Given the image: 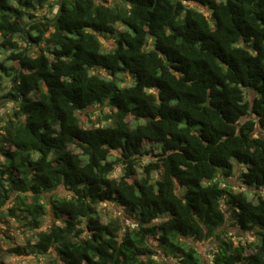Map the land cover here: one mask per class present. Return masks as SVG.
Here are the masks:
<instances>
[{"label":"trees","instance_id":"16d2710c","mask_svg":"<svg viewBox=\"0 0 264 264\" xmlns=\"http://www.w3.org/2000/svg\"><path fill=\"white\" fill-rule=\"evenodd\" d=\"M55 5L49 18L51 0H0V102L13 105L0 118V190L29 204L31 229L79 219L88 237L37 232L14 254L47 256L56 240L46 264H205L194 243L213 240L208 264H264V0ZM60 187L75 204L45 195ZM109 203L130 217L122 234L120 217H101Z\"/></svg>","mask_w":264,"mask_h":264},{"label":"clouds","instance_id":"9594fccd","mask_svg":"<svg viewBox=\"0 0 264 264\" xmlns=\"http://www.w3.org/2000/svg\"><path fill=\"white\" fill-rule=\"evenodd\" d=\"M23 119V118H22ZM109 123H111V121H109ZM101 126L102 125H98ZM236 135H239V131L237 130ZM106 147V146H105ZM134 160L137 158H133ZM139 164L141 166H143V164H146L148 161L147 160H143V161H138ZM120 169L117 168V174L119 173ZM19 195V193H13V192H8L7 196L5 195V193L0 190V217L3 218H7L8 216V210L11 208L14 211V214L16 215V217L18 219H20L23 224L25 225L24 231H25V235L24 236H19V234L16 232L15 229H11L9 230L7 227H5L4 223L0 222V261H11L13 259V256L8 254V250L12 249V248H17L20 247L21 245L25 244V240L29 241V246L31 244H36L38 243L40 240L44 239V236H39L36 237V232H44L47 235H51L52 232L57 233V235L63 236L68 240H72L73 243H79L81 240L85 239L88 237V233L85 231L83 233V236L81 237H76V231L82 229L84 227V225L82 223L79 222V219L77 220V222L74 225V228L72 230H65L63 233H61L59 231V228H64V225L62 223H60L59 220H53V222L49 225V229H36L35 231H30L28 230V226L31 225L32 221L37 219L36 216H29L28 213L26 211H22V209H25L27 207H29V204L25 201V200H21V199H17V196ZM45 195L49 198V199H59V200H71L73 204L76 203V198L73 196H58L55 193V190L53 189V191H49L46 192ZM7 197H11L10 200H7ZM40 203H43V201H39ZM88 203H90V201L84 199L80 201V205H78V207H83L86 206ZM26 217V219H25ZM121 234L123 232V217L121 216ZM106 222V221H105ZM44 224L48 225V219L47 216H45ZM59 225V228H57L56 226ZM231 233H228V236H231ZM6 236H11L13 237V240L9 241L7 239H5ZM17 237H19L18 239H16ZM228 237H225V239H227ZM61 242H57L56 240H53L51 243V246L48 247L47 252L48 255L47 256H42L40 255L36 250H32L31 251V255L28 257V259L26 260H21L19 262V264H29V261L32 259H37L41 261V264H44V261L46 260H55V253H54V248L58 247ZM27 250V249H26ZM205 251H211L213 253V255L216 254V250L214 247H210L209 249L205 250ZM161 257L163 258V254L161 253ZM17 260H19V257L16 258Z\"/></svg>","mask_w":264,"mask_h":264},{"label":"rangeland","instance_id":"374dc122","mask_svg":"<svg viewBox=\"0 0 264 264\" xmlns=\"http://www.w3.org/2000/svg\"><path fill=\"white\" fill-rule=\"evenodd\" d=\"M56 1L57 0H51V3L54 5V7L52 9V13L51 12H47L49 18H52L56 14V12L58 10V6L55 5ZM46 10L48 11L50 9L46 8L44 11H42V13L43 14L46 13ZM124 29H126L125 26H123V27L119 26L118 31H121V30H124ZM104 38L107 41L106 43L104 41L106 46H108V47H113L114 46L115 47L116 46V41H117V38H118V34H115L113 36L104 37ZM125 80L126 81H125L124 84L120 83L122 87L130 86V85L135 83V81H133L131 77H127V79H125ZM250 95H251V99L254 98V96H255L253 93H251ZM12 107H13V105L11 103L3 104V102H0V118H1V115H6L7 112H9V108H12ZM146 159L152 160L153 156L147 157ZM118 168L121 171V167L119 166ZM244 170H245V168H244ZM120 171H119L118 174L116 172L114 177L120 176ZM229 181H230L231 185H233L235 190H241L244 193H246L247 195L251 194V190H249L242 183H240L237 176H234V177L230 178ZM55 193L57 195H60V196H69L70 195V192L67 191L64 187H60L58 190L55 191ZM261 193H262V195L264 197V190H262ZM98 209H99V212L101 214V217L106 222L110 221L112 218H117V217L121 218V216H122L123 220H125L127 222V224L130 223V217L126 214V212L122 208H120V207H118V206H116V205H114L112 203L102 204L101 206H99ZM47 219H48L49 224L46 225V224L43 223L41 228L48 229L49 225L54 220L50 216H47ZM0 222L4 223L5 227H7L9 230L15 229L16 232L19 234V236H24L25 235V231H24L25 225L23 224L22 221H18L17 219L12 218V217H10L8 215L7 218L0 217ZM41 228H39V229H41ZM28 230L35 231L36 229L33 230V229H31V227L28 226ZM229 231L231 232V234H232L231 236L234 237V240L237 243L238 242H242L243 244H246V243H249V242L251 243L254 240L253 236L239 237L238 236V232L235 231L234 229H230L229 228ZM18 238L19 237H17L16 239H18ZM5 239L11 241V240H13V237L6 236ZM28 242H29L28 240H25V244L21 245L20 247L29 246ZM194 244H195L197 250L201 253L202 258L205 261V264H208V262L211 260V253L212 252L211 251H205V250L209 249L210 247H214L215 248L216 242L212 240V241H207V242H197V243H194ZM13 249H15V248H12V249L8 250V254L13 256V259L11 261H6V262L4 261L6 264H19V262L21 260H26L30 256V255H27V256L26 255H24V256L16 255V254H14ZM17 257H19V260L16 259ZM164 260H165L166 264H179V262L176 261L172 257L164 258ZM48 261L49 260L44 261V264H46ZM29 264H41V261L37 260V259H32V260L29 261Z\"/></svg>","mask_w":264,"mask_h":264},{"label":"water","instance_id":"95a60500","mask_svg":"<svg viewBox=\"0 0 264 264\" xmlns=\"http://www.w3.org/2000/svg\"><path fill=\"white\" fill-rule=\"evenodd\" d=\"M62 5V4H61ZM32 51V50H31Z\"/></svg>","mask_w":264,"mask_h":264}]
</instances>
